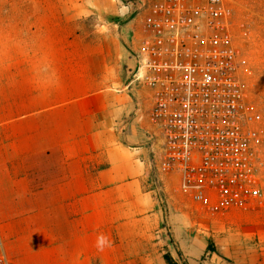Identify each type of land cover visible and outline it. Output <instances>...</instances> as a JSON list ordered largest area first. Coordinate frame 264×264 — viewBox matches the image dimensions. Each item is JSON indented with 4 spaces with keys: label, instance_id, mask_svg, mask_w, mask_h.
<instances>
[{
    "label": "crops",
    "instance_id": "crops-1",
    "mask_svg": "<svg viewBox=\"0 0 264 264\" xmlns=\"http://www.w3.org/2000/svg\"><path fill=\"white\" fill-rule=\"evenodd\" d=\"M81 48L85 55L66 61H0L6 254L11 264H167L143 249L156 237L142 219L153 201L144 181L154 142L137 112L135 57L125 49L113 57L107 44ZM113 59L125 69L114 82ZM114 86L120 93L111 92ZM47 132L54 133L49 145Z\"/></svg>",
    "mask_w": 264,
    "mask_h": 264
},
{
    "label": "built area",
    "instance_id": "built-area-1",
    "mask_svg": "<svg viewBox=\"0 0 264 264\" xmlns=\"http://www.w3.org/2000/svg\"><path fill=\"white\" fill-rule=\"evenodd\" d=\"M232 2L125 1L142 18L132 84L147 91L154 167L211 212L264 204V133L239 70ZM0 264H11L1 234Z\"/></svg>",
    "mask_w": 264,
    "mask_h": 264
},
{
    "label": "rangeland",
    "instance_id": "rangeland-1",
    "mask_svg": "<svg viewBox=\"0 0 264 264\" xmlns=\"http://www.w3.org/2000/svg\"><path fill=\"white\" fill-rule=\"evenodd\" d=\"M125 1L0 0V61L24 57L66 61L85 55L81 47L97 51L104 44L110 45L113 57L125 49L134 58L142 18L136 6ZM231 6L240 74L264 133V0H233ZM111 65L114 82L125 69H117L114 59ZM133 85L141 91L137 97L142 113L138 115L147 120V91ZM111 92L120 93L117 86ZM69 134L63 133L64 139ZM46 136L48 145L52 144L54 133L47 132ZM0 141L5 142L6 136ZM144 190L153 201L143 211L142 219L156 236L143 245L144 250L163 257L170 254L181 264L169 236L173 234L189 264H264V204L255 210L208 211L179 190L176 175L162 174L154 166L148 169ZM210 246L215 250H208Z\"/></svg>",
    "mask_w": 264,
    "mask_h": 264
},
{
    "label": "trees",
    "instance_id": "trees-1",
    "mask_svg": "<svg viewBox=\"0 0 264 264\" xmlns=\"http://www.w3.org/2000/svg\"><path fill=\"white\" fill-rule=\"evenodd\" d=\"M171 243L174 244V240L173 239H171ZM208 250L214 251L215 249L210 246V247H208ZM177 254H178V257L180 258L181 264H189L188 260L184 257L182 251L177 249ZM164 259H165L167 264H180L170 254L165 255Z\"/></svg>",
    "mask_w": 264,
    "mask_h": 264
}]
</instances>
